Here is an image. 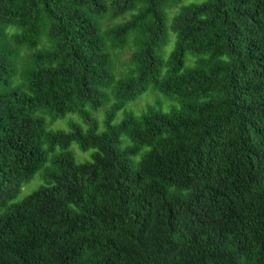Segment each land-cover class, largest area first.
I'll return each instance as SVG.
<instances>
[{
    "label": "trees",
    "instance_id": "1",
    "mask_svg": "<svg viewBox=\"0 0 264 264\" xmlns=\"http://www.w3.org/2000/svg\"><path fill=\"white\" fill-rule=\"evenodd\" d=\"M0 264H264V0H0Z\"/></svg>",
    "mask_w": 264,
    "mask_h": 264
},
{
    "label": "rangeland",
    "instance_id": "2",
    "mask_svg": "<svg viewBox=\"0 0 264 264\" xmlns=\"http://www.w3.org/2000/svg\"><path fill=\"white\" fill-rule=\"evenodd\" d=\"M175 10L176 9L174 8L173 10L170 11L169 18L171 17V15L174 13ZM113 22H119V19L114 20ZM169 35L170 36H169V39H168V43H171V41H172L171 33H169ZM172 45H173V42L171 43L170 46L168 45L165 48V57L170 52V50L172 48ZM130 54H131V50L127 48V49L124 50V52H122L116 58L113 59V62L115 64V66H116L115 67L116 68L115 69L116 72H118L119 70H122V69H124L126 67V64H127L128 60H129ZM113 70H114V66H113ZM151 95H152V93L147 92L146 95L145 94L141 95L138 100L129 101L126 104L125 109L126 110H132L135 114L142 113L146 109V107H147L148 104L156 105V103L158 101H160V99L158 97H153ZM158 95L163 98V101H162V105L161 106H162L163 109H165L167 107V105H168V102L165 101V97L164 96H162L160 94H158ZM166 99H168V98H166ZM166 110H168V108L165 109V111ZM95 115H96V113H95ZM97 115H98V118H97ZM97 115L95 116L96 119H101L102 113L99 112ZM69 116H76V115L71 114ZM121 118H122V111H119L116 114L115 119H114L113 122L114 123H118L121 120ZM73 119L76 122H80V120H76L77 118H75V117H73ZM57 124L59 125L60 123L57 122ZM97 124H98V130L101 131L103 129V127H104V118H103V121L101 122V124L99 123V120L97 121ZM61 125H62L63 128H65V130L68 129V126H65L64 123L61 124ZM70 150L73 152V154H74L77 162H81V161H85V160H87V161L90 160V155L93 152L92 149H89V150H86V151H82L78 147V145L76 143H72L70 145ZM78 159L79 160L81 159V161H79ZM34 184H35V182H32L31 184H29V185H27L25 187H22L19 197L24 196V195L28 194L29 192H31L34 189Z\"/></svg>",
    "mask_w": 264,
    "mask_h": 264
}]
</instances>
